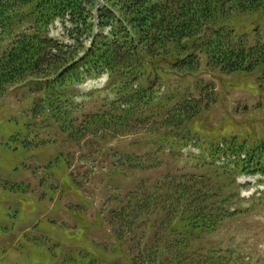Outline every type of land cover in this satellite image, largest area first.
<instances>
[{
    "label": "trees",
    "instance_id": "1",
    "mask_svg": "<svg viewBox=\"0 0 264 264\" xmlns=\"http://www.w3.org/2000/svg\"><path fill=\"white\" fill-rule=\"evenodd\" d=\"M242 14L257 17L251 33L260 37L253 45L251 33L239 31L235 20ZM57 20L63 38L50 36ZM203 56L225 73L259 74L264 90V0H0V88L34 80L39 107L75 143L92 137L108 144L133 135L152 143L146 154L119 148L110 154L109 176L159 167L158 154L167 148L201 149L204 140L193 127L213 101L211 85L199 96L164 94L161 87L168 74L197 73ZM104 74V87L77 90ZM86 104L92 107L85 111ZM208 144L209 160L196 158L204 169L218 176L264 174V139L249 145L237 135L220 136ZM224 155L230 159L219 165ZM230 186L227 179L179 169L153 181L141 179L112 212L126 226L119 244L144 220L146 234L156 233L150 216L163 214L166 227L158 247H144L140 260L131 263L246 264L232 249L211 254L205 263L188 254V237L213 232L237 213L231 197L240 194H229ZM169 251L173 256L165 258Z\"/></svg>",
    "mask_w": 264,
    "mask_h": 264
},
{
    "label": "rangeland",
    "instance_id": "2",
    "mask_svg": "<svg viewBox=\"0 0 264 264\" xmlns=\"http://www.w3.org/2000/svg\"><path fill=\"white\" fill-rule=\"evenodd\" d=\"M256 19L246 14L235 18L239 31L248 33L255 28ZM50 34L64 37L61 21L51 27ZM259 37L255 31L249 38L246 36L250 45ZM207 62L203 56L202 65L194 75L171 74L170 77L168 74L166 78L170 80L162 81L161 92L199 96L203 86L211 85L213 101L197 116L193 127L204 140L195 156L209 160L205 155L212 139L236 134L249 145L264 139V91L259 86V74H229ZM106 80L105 75L90 79L77 90L101 88ZM36 87V82L31 80L0 88V264L139 261L144 247H158L161 242L166 227V223L160 222L164 215L147 218H153L156 233L146 234L144 220L135 232L127 234V241L119 247L117 238L125 234L126 226L117 217L113 220L112 212L121 207L122 198L141 179L153 181L178 169L208 175L213 181L227 179L231 186L226 191L235 194L241 190L243 195L231 197L232 209L237 213L225 219L217 230L188 237L190 257L205 263L211 254H225L232 249L246 264H264V191H261L264 183L259 184L258 177L238 176L242 184L250 182L249 186L240 188L235 180L237 173L218 176L213 169L197 165V157L170 152L168 148L158 154L162 162L159 167L137 170L129 176H109L108 169L113 164L110 154L118 148L130 154H146L152 152V143L138 140L136 135L108 144L92 137L75 143L59 125L52 120L46 122L35 102L41 96ZM91 107L86 104L85 111ZM60 151L67 158H58ZM186 160L193 163L186 164ZM172 256L169 251L165 258Z\"/></svg>",
    "mask_w": 264,
    "mask_h": 264
}]
</instances>
